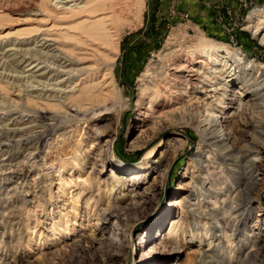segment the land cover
I'll return each instance as SVG.
<instances>
[{"label":"rangeland","instance_id":"rangeland-1","mask_svg":"<svg viewBox=\"0 0 264 264\" xmlns=\"http://www.w3.org/2000/svg\"><path fill=\"white\" fill-rule=\"evenodd\" d=\"M196 1L208 16L204 22L188 0H76L91 6L89 14L71 2L0 0V264H243L246 254L247 264H264V96L254 108L255 65H233L225 86L219 79L215 90L198 94L220 98L216 111L228 132L231 114H239L245 132H233L224 147L256 137L255 183L230 224L219 226L202 213L222 217L232 194L212 187L207 176L225 167L200 135L201 104L187 102L185 93L181 118L175 91L162 86L161 100L151 89L137 105L147 66L161 60L169 43L190 46L199 34L264 71V43L244 28L264 0ZM93 21L100 36L88 38L85 58L77 59L68 44ZM260 30L262 36L264 23ZM104 60L113 64L106 83L120 102L79 106L70 96L89 87L82 78ZM164 92L173 100L163 99ZM11 130L19 133L5 140ZM190 200L201 209L189 211Z\"/></svg>","mask_w":264,"mask_h":264},{"label":"bare ground","instance_id":"bare-ground-1","mask_svg":"<svg viewBox=\"0 0 264 264\" xmlns=\"http://www.w3.org/2000/svg\"><path fill=\"white\" fill-rule=\"evenodd\" d=\"M75 1L76 0H56L57 3H73L68 4V7H72L76 4L80 8L81 13H91V9H89L91 8V6H89V4L87 5L86 3H83L81 5V2ZM92 8H94V6ZM95 22L97 21H93L91 23H88V25L83 26V28L80 29L76 41H72L70 44H68L72 49L70 54H72V56L75 55L77 59L83 60L85 58L84 53L82 52L83 50H85V47H87H84V45H86V41H88V38L92 37L96 39L98 38V36H100V33L94 31V29L92 28L94 24H96ZM263 23L264 5L255 7L249 12L244 28L250 29L253 32V35L257 36L260 42L264 43V34L260 36V28ZM111 46L113 48V45ZM38 53H41V50L38 51ZM53 58L59 60L61 64L67 61L64 57L57 54H53ZM46 59L47 58H44V60ZM239 63L243 64L247 68H254L255 65L256 78L252 80L253 84L251 85L256 87V89L260 93V96L258 98H255V101L253 102L254 108L259 109L261 107V104H263L261 99L262 96H264V71L262 69V66L256 63L254 64V60H247L246 56L240 51H231L226 43L216 41L212 38L204 36L203 34H199L190 46L183 45V43L180 41H177V43H169V46L166 48V52L161 56V60L157 63L149 64L143 71L142 75L140 76V83L138 87L139 98L137 99V105H140L143 102L145 95L151 89L154 90V99H160L162 94L161 87L163 86L165 88H169L171 91H175L174 99H176L181 105H183L181 118H183L184 113H186V107L184 106L185 93L187 94V96H189L187 102H191L195 98V100L200 103L205 110V115L200 121L203 126L201 129H199L200 135L202 136L204 143L208 142L209 140V142L213 143L215 147V155L219 160L220 167L223 165V167H225V170L223 168L222 171H217L215 173L213 172L214 174L209 172L206 173L211 180L212 187L223 186L221 187V189L225 188L227 190V194H232L229 199V204H224L222 206V210L226 211L225 215L222 214V217L219 218V216L221 215L220 213H214L212 211L209 212L208 210L207 212H202L207 216L210 215L211 217H213L217 225H219V222H221V220L225 224H230L232 219H239L240 217V213L242 212V201L244 198H248V194L250 193L251 188L255 183V173L253 171L255 158L253 157V154L256 151V137H249L246 144L238 146L234 149L224 147L223 142L229 140L233 136V132H245L244 125L240 122L239 114L237 112H233L231 114L232 119L229 121L233 123V129L228 132L224 127V123L227 122V120L222 119L225 116H221L216 111V106L218 107L220 105V98L217 97L215 98V101H210L207 97H199L198 94H200V92L207 93L209 91L215 90L217 87L213 88L212 86L214 84L212 83L219 79L220 83L225 86L224 82H229L231 79H233L231 77L233 74H230V67L236 64L239 65ZM93 64H95L96 67L90 66L86 78H82L83 80L81 79L82 82L89 85V87L80 90V92L73 97L70 96V99L77 103L79 106H83L85 103L92 101H102L106 103L111 99H114L117 104V102H120L121 100L120 93H115L112 90L113 87L110 88V85L106 83V79H110V77L112 78L111 68L113 64L107 60ZM59 66L61 67L62 65ZM59 66L57 65V67ZM57 71L58 69L56 70V72ZM227 77H230L231 79L225 80V78ZM208 86L210 88H208ZM238 90L239 89H237L235 93L237 95H242V92ZM164 94L165 97H163V99L165 98L167 102L173 100V97H169L168 94L166 95V92H164ZM48 97H51V94H49ZM48 97L47 100H51ZM191 114L192 113L189 114V117L191 116ZM43 118L45 117L43 116ZM216 129H218L217 132ZM256 132L258 133L259 131ZM18 133L19 131L17 130L7 131V138L5 140H9L8 137H11L13 134L17 135ZM1 138L4 139L5 136H2ZM112 143V141H109L108 147L111 146ZM196 159L198 162H200L199 164H205L204 157L197 155ZM227 163L229 164V166ZM116 165L122 168H126L131 172L137 171L136 167L123 165V163L120 161H118ZM210 193L209 196H207L208 198L215 197ZM171 203L173 205L176 202ZM208 203L214 205V202H212L211 199L208 200ZM187 208L189 209V211H198V209H201V203L198 201H187ZM237 224L238 221L234 226H237ZM219 231L223 233V235L226 234V231L223 227H220ZM159 236H161V234ZM250 258L251 254H246L245 258L243 259V264H247Z\"/></svg>","mask_w":264,"mask_h":264},{"label":"crops","instance_id":"crops-1","mask_svg":"<svg viewBox=\"0 0 264 264\" xmlns=\"http://www.w3.org/2000/svg\"><path fill=\"white\" fill-rule=\"evenodd\" d=\"M189 1V6L192 7L191 9V14L196 18L198 19V21H201V22H204V19H206L208 16L205 15V11L203 10H200L199 8V3L198 1L196 0H188ZM221 1V0H220ZM198 3V4H197ZM204 12V13H203Z\"/></svg>","mask_w":264,"mask_h":264},{"label":"built area","instance_id":"built-area-1","mask_svg":"<svg viewBox=\"0 0 264 264\" xmlns=\"http://www.w3.org/2000/svg\"><path fill=\"white\" fill-rule=\"evenodd\" d=\"M186 16H187V14H186Z\"/></svg>","mask_w":264,"mask_h":264}]
</instances>
